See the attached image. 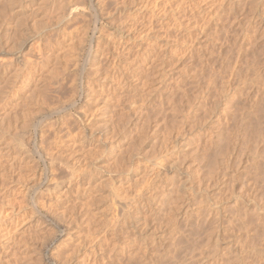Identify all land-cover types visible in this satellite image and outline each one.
Listing matches in <instances>:
<instances>
[{
  "label": "rangeland",
  "instance_id": "rangeland-1",
  "mask_svg": "<svg viewBox=\"0 0 264 264\" xmlns=\"http://www.w3.org/2000/svg\"><path fill=\"white\" fill-rule=\"evenodd\" d=\"M0 52V264H264V0H0Z\"/></svg>",
  "mask_w": 264,
  "mask_h": 264
},
{
  "label": "bare ground",
  "instance_id": "bare-ground-1",
  "mask_svg": "<svg viewBox=\"0 0 264 264\" xmlns=\"http://www.w3.org/2000/svg\"><path fill=\"white\" fill-rule=\"evenodd\" d=\"M7 2H8V1H7ZM11 2H12V1H11ZM8 3H10V1H9ZM8 3H7V4H8ZM16 4H17V3H16ZM7 6H8V5H7ZM2 7H3V6H2ZM16 7H17V6H16ZM9 8H11V7H9ZM13 8H14V7H13ZM256 9H257V8H256ZM3 10H4V8H3ZM5 10H6V9H5ZM7 10H8V9H7ZM7 10H6V11H7ZM70 11H71V10H70ZM255 11H256V10H255ZM4 12H5V11H4ZM19 12H20V11H19ZM10 13H11V12H10ZM7 14H8V13H7ZM9 15H10V14H9ZM60 16H61V15H60ZM60 16H58V18H59ZM62 17H63V16H62ZM62 17H61V18H62ZM22 19H23V18H21V20H22ZM24 19H25V18H24ZM248 19H249V18H248ZM20 22H21V21H20ZM247 23H248V22H247ZM260 24H261V23H260ZM20 25H21V24H20ZM252 32H253V31H252ZM148 37H149V35H148L147 33H145L144 35L141 36L142 40H144L145 42L148 40ZM128 41H129V40H128ZM128 41H127V43H129ZM127 43H126V44H127ZM103 48H104V47H103ZM133 48H134V44H133V43L127 44V46H126V48L124 49V51H123L121 54H118V55H117V58H118L119 61H116V62H120V60H121V61L124 60L122 63H123V64H128V61L132 59V57H131V52L133 51ZM1 50H2V49H1ZM106 51H107V49H106ZM37 52H38V51H37ZM102 52L104 53V49H103ZM103 53H102V54H103ZM106 53H107V52H106ZM3 54H5V53H1V52H0V68H4V67L7 65V61H6L5 57H3ZM62 54H63V53H62ZM62 54H61V55H62ZM48 55H49V54H48ZM104 55H105V53L103 54V57H105ZM49 56H50V55H49ZM107 56H108V54H106V58H107ZM133 56H135V55H133ZM39 57H40V56H39ZM63 57H64V56H63ZM137 57H138V55H136V57L132 60V62H133ZM146 58H148V56H146ZM42 59H43V58H42ZM42 59L40 58V60H39V59H38V60L41 61ZM10 60H11V59H10ZM126 60H127V61H126ZM12 61H13V60H12ZM43 61H44V60H43ZM54 61H55V60H54ZM63 61H64V60H63ZM114 61H115V60H114ZM41 62H42V61H41ZM46 62H47V61H46ZM67 62H69V61H67ZM9 63H10V62H9ZM49 63H50V62H49ZM63 63H64V62H63ZM65 63H66V62H65ZM65 63H64V65H65ZM69 63H70V62H69ZM129 63H130V61H129ZM123 64H122V65H123ZM8 65H9V64H8ZM40 65H43V63H41ZM52 65H53V64H52ZM119 65H120V64H119ZM122 65H120V66H122ZM67 66H68V65H67ZM85 66H86V65H85ZM41 67H43V66H41ZM63 67H65V66H63ZM123 67H124V66H123ZM231 67H232V66H231ZM231 67H230V68H231ZM19 68H20V67H19ZM50 68H51V67H50ZM52 68H53V67H52ZM52 68H51V69H52ZM66 68H67V67H66ZM16 69H17V68H16ZM48 69H49V68H48ZM54 69L57 70L56 68H54ZM68 69H69V68H68ZM232 69H233V68H232ZM69 70H70V69H69ZM91 70H92V69H91ZM44 71H45V70H44ZM49 71H50V69H49ZM49 71H48V72H49ZM51 71H52V70H51ZM225 71H226V70H225ZM53 72L56 73V71H53ZM65 72H67V71H65ZM234 72H237V70L235 71V69H234ZM234 72H233V73H234ZM50 73H51V72H50ZM57 73H58V72H57ZM233 73H232V74H233ZM43 74H45V73H43ZM46 74H47V73H46ZM191 74H193V73L191 72ZM195 74H196V73H195ZM51 75H53V74H51ZM56 75H59V76H60V74H56ZM67 75H68V74H67ZM53 76H54V75H53ZM59 76H58V77H59ZM234 76H235V74H234ZM44 77H45V76H44ZM51 77H52V76H51ZM55 77H56V76H55ZM63 77H64V81H65V76H63ZM52 78H53V77H52ZM213 78H214V77H213ZM218 78H219V77H218ZM228 78H229V77H228ZM234 78H235V77H234ZM14 79H15V78H14ZM43 79H44V78H43ZM60 79H61V78H60ZM196 79H197V78H196V76H195V80H196ZM199 79H200V78H199ZM231 79H232V78H231ZM39 80H40V79H39ZM62 80H63V79H62ZM69 80H71V79H69ZM74 80H75V79H74ZM212 80H213V79H212ZM221 80H222V79H221ZM233 80H234V79H233ZM237 80H238V79H237ZM40 81H41V80H40ZM52 81H53V80H52ZM57 82H58V81H57ZM59 82H60V81H59ZM61 82H62V81H61ZM65 82H66L65 84L67 85V82H68V81L66 80ZM70 82H71V81H70ZM214 82H215V80H214ZM214 82H209V83H210L211 86H212V83H214ZM224 82H225V81H224ZM63 83H64V82H63ZM197 83H198V80H197ZM215 83H216V82H215ZM57 84H58V83H57ZM59 84H60V85H59ZM59 84H58V85H59L58 87L61 86V83H59ZM65 84L63 85V87L65 86ZM222 84H223V83H222ZM68 85H69V84H68ZM207 85H208V84H207ZM207 85H206V88L209 86V85H208V86H207ZM213 85H214V84H213ZM226 85H227V84H226ZM204 86H205V85H204ZM224 86H225V85H224ZM238 86H239V85H238ZM61 87H62V86H61ZM161 87H162V86H161ZM209 87H210V86H209ZM212 87H213V86H212ZM222 87H223V85H222ZM222 87H221V89H219V90H222L221 92H223L224 90H225V92H226V90H228V89H227V86H226V89H224V90L222 89ZM234 87H235V86H234ZM67 88H69V87L67 86ZM67 88H66V86H65V88H62V89H65V91H66ZM73 88H74V87H73ZM217 88H218V87H217ZM224 88H225V87H224ZM52 89H53V88H52ZM55 89H56V88H55ZM58 89H59V88H58ZM71 89H72V87H71ZM75 89H76V88H75ZM207 89H208V88H207ZM229 89H230V88H229ZM4 90H5V89H4ZM72 90H73V89H72ZM209 90H210V89H209ZM65 91H63V92H65ZM68 91H70V88H69ZM76 91H77V89L75 90V92H76ZM210 91H211V90H210ZM57 92H58V91H57ZM60 92H62V91L59 89V93H60ZM75 92H73V93H75ZM206 92H207V91H206ZM54 93H55V92H54ZM66 93H67V92H66ZM159 93H160V92H159ZM204 93H205V92H204ZM219 93H220V92H219ZM223 93H224V92H223ZM223 93H220V94L222 95ZM0 94H1V93H0ZM60 94H61V93H60ZM62 94H63V93H62ZM67 94H68V93H67ZM67 94H66V95H67ZM76 94H77V93H76ZM76 94H74V95H76ZM200 94H201V93H200ZM225 94H226V93H224L223 95H225ZM71 95H72V94H71ZM204 95H205V94H204ZM204 95H203V96H204ZM208 95H209V94H208ZM63 96H64V94H63ZM72 96H73V95H72ZM72 96H71V97H72ZM65 97H66V96H65ZM80 98H81V97H80ZM57 100L60 102L59 99H57ZM70 100H71V99H70ZM200 100H201V99H200ZM3 101H4V100H3ZM49 101H51V100H49ZM67 101H68V100H67ZM53 102H54V101H53ZM53 102H52V104H53ZM68 102H69V101H68ZM196 102H197V100H196ZM44 103H45V102H44ZM46 103H47V101H46ZM63 104H64V102H63L61 105H63ZM65 104H66V103H65ZM193 104H194V103H193ZM200 104H201V103H200ZM18 105H19V104H18ZM50 105H51V104H50ZM53 105H54V104H53ZM53 105H52V106H53ZM198 105H199V102H198ZM198 105H197V106H198ZM6 106H7V105H6ZM54 106H55V105H54ZM69 106H70V105H69ZM192 106H193V105H192ZM192 106H191V107H192ZM56 107H57V106H56ZM58 107H60V106H58ZM51 108H52V107H51ZM189 108H190V107H189ZM197 108H198V107H197ZM53 109H54V108H53ZM60 109H61V108H60ZM54 110H55V109H54ZM13 111H14V110H13ZM13 111H12V112H13ZM48 111H49V110H48ZM57 111L59 112V110H57ZM61 112H62V111H61ZM17 113H18V111H17ZM58 114H59V113H58ZM36 115H37V114H36ZM38 115H39V114H38ZM14 116H15V115H14ZM38 117H39V116H38ZM33 118H34V117H33ZM35 118H36V116H35ZM11 120H12V119H11ZM36 120H37V119H36ZM5 121H6V120H5ZM39 124H40V123H39ZM12 125H13V124H12ZM42 125H43V124H42ZM6 126H7V125H6ZM6 126H5V127H6ZM9 127H10V126H9ZM23 127H24V126H23ZM7 128H8V127H7ZM7 128H6V129H7ZM21 128H22V127H21ZM21 128H20V129H21ZM14 129H16V128H14ZM18 129H19V128H18ZM22 129H23V128H22ZM4 130H5V129H4ZM7 131H8V129H7ZM20 131H21V130H20ZM4 132H5V131H4ZM15 133H16V132H15ZM51 133H52V132H51ZM15 135H16V134H15ZM12 139H13V138H12ZM14 139H15V138H14ZM14 139H13V140H14ZM16 140H18V138H17ZM19 140H21V139L19 138ZM8 141H9V140H8ZM1 142H2V141H1ZM12 142H13V141H12ZM19 142H21V141H19ZM24 142H25V141H24ZM25 143H26V142H25ZM6 144H7V143H6ZM20 144H21V143H20ZM3 147H4V146H3ZM3 147H2V148H3ZM6 147H7V146H5V148H6ZM8 148H9V147H8ZM20 148H21V147H20ZM5 152H6V151H5ZM166 152H167V151H166ZM0 153H1V151H0ZM2 153H3V152H2ZM10 154H11V153H10ZM15 154H16V153H15ZM23 155H24V154H23ZM55 155H56V153H55ZM8 156H9V155H8ZM57 156H59V155H57ZM13 157H15V156H13ZM46 157H47V156H46ZM51 158H52V156H51ZM58 159H59V158H58ZM63 160H64V159H63ZM64 161H65V160H64ZM51 164H52V163H51ZM62 164H63V163H62ZM11 165H12V164H11ZM15 166H16V165H15ZM57 166H58V165H56V167H57ZM59 166H60V165H59ZM62 166H63V165H62ZM65 166H66V165H65ZM33 167H34V166H33ZM14 168H15V167H14ZM12 169H13V168H12ZM56 169H57V168H56ZM68 170H69V169H68ZM64 171H65V170H64ZM75 171H76V170H75ZM97 172H98V171H97ZM70 174H71V173H70ZM64 175H65V174H64ZM72 175H73V173H72ZM46 176H47V175H46ZM74 176H75V175H74ZM75 177H76V176H75ZM71 181H73V180H71ZM69 182H70V181H69ZM96 182H98V181H96ZM71 184H72V183H71ZM95 185H96V184H95ZM37 189H38V188H37ZM166 202H167V201H166ZM61 233H63V232H61ZM56 239H57V238H56ZM5 251H6V250H5ZM85 257H86V256H85ZM86 259H87V258H86ZM66 262H67V261H64L63 263L66 264ZM82 262H84V258H83V261H82ZM85 263H86V260H85ZM67 264H68V263H67ZM81 264H82V263H81ZM86 264H87V263H86ZM88 264H89V263H88Z\"/></svg>",
  "mask_w": 264,
  "mask_h": 264
}]
</instances>
